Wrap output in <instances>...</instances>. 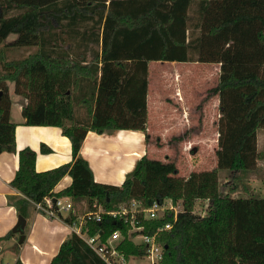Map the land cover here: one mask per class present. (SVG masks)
Wrapping results in <instances>:
<instances>
[{
	"label": "trees",
	"instance_id": "trees-1",
	"mask_svg": "<svg viewBox=\"0 0 264 264\" xmlns=\"http://www.w3.org/2000/svg\"><path fill=\"white\" fill-rule=\"evenodd\" d=\"M11 34L17 38L5 43ZM3 48L36 50L0 67V154L15 153L7 83L26 100L20 112L24 125L61 128L71 145V162L44 172L35 170L34 151L18 152L10 183L23 196L12 203L17 215L26 219L29 206L46 196L70 197L89 211L93 204L110 211L131 200L148 207L171 199L182 211L169 231L156 236L163 253L158 264H201L199 255L190 263L186 252L192 227L221 232L209 264L222 254L238 258L236 264H264V198L248 182L257 171V132L264 129V0H0L2 53ZM152 61L220 65L210 91L218 95L220 113L215 167L181 178L173 161L144 155L120 186L96 183L79 155L87 132L139 130L148 143ZM220 173L233 175L231 181L219 184ZM65 176L70 185L54 192ZM237 193L242 195L233 199ZM198 201H206L201 219L194 214ZM171 221L172 212L145 221L144 234ZM127 228L108 216L84 225L101 241ZM13 236L9 232L0 241ZM118 248L127 257L145 254L143 246L125 238ZM50 264L105 263L72 233Z\"/></svg>",
	"mask_w": 264,
	"mask_h": 264
},
{
	"label": "crops",
	"instance_id": "crops-1",
	"mask_svg": "<svg viewBox=\"0 0 264 264\" xmlns=\"http://www.w3.org/2000/svg\"><path fill=\"white\" fill-rule=\"evenodd\" d=\"M16 38V35L11 34L5 43H12ZM10 50L12 49L5 48V51ZM25 50L29 51L28 49ZM150 63H148L147 69L148 86L146 94L148 143L146 144L144 134L139 130H115L104 134L87 132L81 144L79 155L88 163L96 183L120 186L133 172L140 158L149 155L156 147L159 150L193 148L197 151H207L214 148L216 151L218 149L219 99L217 94L208 93L205 87L208 85V80L215 81L214 87L217 86L220 65L198 62H160L156 78L151 81ZM183 65L188 67L208 65L209 67L201 69L200 72L196 70L194 76H191L190 70L178 69V66ZM198 76L201 79H198ZM204 78H206L207 83ZM200 81L201 84L204 81L203 86H199ZM7 84L11 100V119L12 108L15 107L16 111L20 113L26 104V100L14 93L13 83ZM152 89L156 90L155 95L152 94ZM206 91L207 93H205ZM13 124H15V153L3 152L0 154V238L11 232L16 224L18 215L12 203L23 197L10 185L18 169V152L28 148L36 153L35 170L37 172L56 168L70 163L72 160L70 142L62 135L61 128L26 126L23 118ZM153 138L155 139L153 140ZM41 145L49 150L42 152ZM258 150L257 138V152ZM165 159V161H169L167 155ZM214 167L212 166L208 170L204 169V171L212 170ZM192 172H196V170H190L189 174ZM183 177H185L184 173ZM252 181L250 179V185ZM63 182L65 183L63 184ZM70 183L71 178L65 176L53 191L58 192L69 186ZM32 208V205L28 208L26 222L32 214ZM33 212L39 214L34 208ZM46 220L49 223L56 221L62 226H53L50 229L54 236H58L56 252L48 259L41 256L36 264H50L60 244L71 235L62 221L47 218ZM13 235L8 240L0 241V254L5 252L4 256L7 257L14 254V258L10 260L13 264H29L23 256V243L28 242L29 239L26 237L22 243H19V235ZM33 247L38 255L42 253L35 245ZM220 257V260H215V264H236L235 262H238V258L233 257L232 254H222Z\"/></svg>",
	"mask_w": 264,
	"mask_h": 264
},
{
	"label": "rangeland",
	"instance_id": "rangeland-1",
	"mask_svg": "<svg viewBox=\"0 0 264 264\" xmlns=\"http://www.w3.org/2000/svg\"><path fill=\"white\" fill-rule=\"evenodd\" d=\"M27 50H10V51H4V53L0 50V67L5 60H14V59H21L26 57L28 54L34 52L36 48H28ZM4 54V55H3ZM92 56L89 54L88 59H90ZM160 62H154L152 61L150 63V78L151 81H153L154 78H156V74L158 73L157 70L159 69ZM205 67H209L208 65H200V66H178V69L180 70H190L191 76H194L195 71L198 70L200 72L201 69H204ZM173 69V68H172ZM198 79H201L200 76L197 77ZM205 82L207 83L206 78H204ZM204 81L201 84V81L199 82V86H203ZM208 85L205 87L207 89L208 93L211 94V89L216 85V82H211L208 80ZM202 88V87H201ZM152 94L155 95L157 92L155 89H152ZM207 91L205 93H207ZM204 95V94H203ZM22 117L20 113L16 111V108H12L11 112V122H19L21 121ZM257 138H258V144H259V150H258V159H257V171L254 174H250L248 176V182L250 183V179L253 180L251 183V186L253 190L262 198H264V129H261L257 132ZM155 138H153L154 140ZM156 143V142H155ZM156 146V145H155ZM214 148L207 150V151H197L193 148L189 149H179V150H173V149H166V150H159L157 147L147 154V157L154 160L159 161H165V156L169 158V161H173L176 164V167L178 169V176L181 178H187L189 175L190 170H196V172H200V170L204 171V169H210L212 166H215L214 163H216L215 155H214ZM165 159V160H164ZM199 170V171H197ZM183 173L185 174V177H183ZM233 176V175H232ZM232 176L227 175L226 173H220L219 174V184H224L226 181H231ZM255 179V180H254ZM65 182H63L64 184ZM242 194L237 193L232 196V198H237L241 196ZM74 209L77 214L82 215L83 213L87 212V208H82L83 203H76L73 201ZM206 207V201H198L195 205L194 214L197 219L202 218L203 211H205ZM32 214L29 217L28 222H26L25 227L22 229V235L24 236V239L27 237L29 239L28 242L23 243L24 244V259L29 264H36L41 256H44V258L48 259L50 258L55 252H56V246H57V239L58 236H54L50 229L53 226L60 227L62 224L53 221L49 223L45 217L39 214H34L33 208H32ZM34 215L35 218H34ZM63 217L67 215L66 212H62ZM17 222V220H16ZM189 237L190 241H188L187 245V256L189 258V261L191 263L195 258V256L199 255V258L201 260V264H209L210 257L213 255L214 249L218 252V247L216 244L213 245L217 241V239H221V232L219 231H201L194 229L192 227L191 230H189ZM19 239V238H18ZM135 243H139V240H134ZM33 245H35L39 250H41V254L38 255V252L33 249ZM45 248V250H44ZM221 251V249L219 250ZM216 252V253H217ZM5 253V252H4ZM0 254V264H13L10 260L14 258V254H11V256H4L5 254ZM9 253V252H7ZM12 253V252H11ZM20 253V252H19ZM37 253V254H36ZM19 255V254H18ZM19 257V256H18ZM129 264H149L148 259L145 257H131L129 260Z\"/></svg>",
	"mask_w": 264,
	"mask_h": 264
},
{
	"label": "built area",
	"instance_id": "built-area-1",
	"mask_svg": "<svg viewBox=\"0 0 264 264\" xmlns=\"http://www.w3.org/2000/svg\"><path fill=\"white\" fill-rule=\"evenodd\" d=\"M32 206L37 213L47 219L62 221L69 232L82 239L105 264H129L131 257H127L118 248L119 242L124 238L144 247V257L148 259L149 264H158L163 253L162 246L156 241V236L164 231H169L182 211L179 203L174 204L171 199L153 201L148 207H144L140 201L131 200L127 205L110 211L104 210L100 205L93 204L92 209L82 215L75 212L70 197L46 196L42 201L32 203ZM62 212H66L67 215L63 217ZM171 212V222L157 228L152 235L144 234L145 221L163 219L167 213ZM72 215L75 218L70 222H65V219ZM103 216L111 217L114 221L128 225L126 233L123 234L120 230H116L104 241H101L99 234L89 236L84 231V225L90 221L101 223ZM135 239L139 240L138 244L134 242Z\"/></svg>",
	"mask_w": 264,
	"mask_h": 264
},
{
	"label": "water",
	"instance_id": "water-1",
	"mask_svg": "<svg viewBox=\"0 0 264 264\" xmlns=\"http://www.w3.org/2000/svg\"><path fill=\"white\" fill-rule=\"evenodd\" d=\"M25 224H26L25 218L18 215L17 216V222L14 225V227L11 229L12 234H18L19 235V240H18L19 243H22L24 240V236L22 235V229L25 227Z\"/></svg>",
	"mask_w": 264,
	"mask_h": 264
}]
</instances>
